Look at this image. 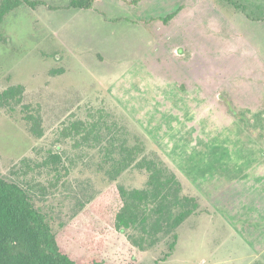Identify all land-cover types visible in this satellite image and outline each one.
<instances>
[{
	"label": "rangeland",
	"instance_id": "1",
	"mask_svg": "<svg viewBox=\"0 0 264 264\" xmlns=\"http://www.w3.org/2000/svg\"><path fill=\"white\" fill-rule=\"evenodd\" d=\"M41 1L45 4L34 8L18 6L1 24L0 93L10 85H22L24 91L19 103L0 104V177L28 191L46 215L57 244L74 260L108 259L128 249L136 252L137 264L225 260L229 251L218 248L217 242L230 229L249 234L259 225L257 220L245 221L243 213L258 204V196L241 192L234 178L223 176V182L212 184L213 173H208V184L202 182V173L197 171L202 170L209 143H214L203 139L202 131L210 132L212 124L210 113L188 103V44L178 36L185 35L188 4L200 9L217 5L228 21L227 40L213 44L220 56L219 67L232 66L233 57L243 58V52H248L249 59L236 68L257 67L262 62L256 55L259 50L264 54V0H234L246 12L226 0H173L169 4L152 0L150 5H136L135 10L120 0H93L90 9L72 8L70 0ZM177 5L184 10L174 21L163 22L161 18ZM247 14L259 26L252 28L259 36V50L234 36L239 28L230 21ZM216 68L211 63L208 69L215 91L209 96L221 107L210 109L216 115L222 112L221 116L225 107L217 99L223 93L215 90ZM236 71L234 79L244 74ZM229 74L227 79L234 81ZM225 86L236 87L233 83ZM28 114L37 120L40 137L30 131L34 121L26 119ZM215 131L212 128V134ZM132 147L134 161L111 178L107 172L122 165L112 159H124ZM154 153L177 175L182 194L200 203L195 216L176 229L173 252L167 255L172 234L160 232L151 244L153 238L138 223L112 230L113 244L102 253L84 246L80 239L110 217L107 211L117 199L118 186L126 190L147 187L149 172L137 163ZM53 154L60 162L53 163ZM204 191L223 209H215L214 222L204 216L209 212ZM221 222L224 228L219 231ZM140 238L144 250L136 244ZM232 250L240 256L244 248L238 245Z\"/></svg>",
	"mask_w": 264,
	"mask_h": 264
},
{
	"label": "crops",
	"instance_id": "2",
	"mask_svg": "<svg viewBox=\"0 0 264 264\" xmlns=\"http://www.w3.org/2000/svg\"><path fill=\"white\" fill-rule=\"evenodd\" d=\"M120 1L128 3L131 5L132 9L135 10L136 5H150L151 3L148 1L152 0H141L137 4H131L129 2L131 0ZM172 1L173 0H162V2H167L168 4ZM182 3H180V5ZM93 4L94 2L92 5ZM180 5H177L173 11L169 12L172 13L177 11L170 21H174L177 13L184 10ZM186 12L188 13V20L185 35H183L182 32L181 35L179 33L177 34L180 35L178 39H184L188 44V57L186 60L188 74L186 77L183 76L186 78L188 93L190 95L188 103L193 102V104H196L199 108L202 107V111L210 113L209 122L212 124L210 132H206L204 129L202 132L203 139L214 142L209 143L208 152L206 154L204 153L205 162L202 165V170L199 169L197 172L200 174L202 173L201 180L203 183L207 184L206 176H208V173H213L214 179L211 181L212 184L223 182V176L228 179L234 178V182L237 183L238 181L241 192L250 193L252 196H258L259 201L258 204L243 211L245 221L257 220L259 221V225L257 227H252L253 230L249 234H245V232L243 233L242 231L238 232L233 229L226 232L224 237L217 242V247H222L223 250L229 251L228 257H226L225 260H216L215 264H235L237 262H240L239 264H264V54H262V56L260 55L261 52L258 48L259 36L258 33L256 34L255 32L256 30L253 31L252 29H257L259 26L256 22L253 24L255 19L250 15V17H248V14L245 16L247 19L230 21L239 28V30H237L239 34L234 35L236 38L244 40L251 48L252 46L253 48L254 46L256 49L258 48L259 55L256 56L257 59L262 62V64H258V66L262 67L255 66L247 70L236 68L240 67L242 64L240 62H242V60L248 61V52H243V58L240 57V59H235L233 57L231 60L232 66L219 67L220 56L215 53L216 49L213 47V44H220L227 40V36L224 32V30H226V23L228 22L226 21V16L221 12V9H218L217 5H207L200 9L198 6L188 4ZM123 17H125V15H123ZM143 17H145V15H143ZM221 17H223V21H221ZM252 52H254V50ZM211 63L217 66L213 75L215 77L219 76L217 84L218 89L215 90L216 92L223 93L217 98H221L219 102H222L225 107V115L221 116H219V114L222 112H217L216 115L215 112L210 109L214 105L221 107L216 99H214V101L210 99L211 94L213 95L215 93L211 87V73H208ZM253 63L257 64L258 62ZM236 69L238 72L244 74H238L234 79L236 75L235 72H237ZM228 71H230L229 76L234 80L232 82L227 79ZM233 73H235V75ZM215 77H212L213 81ZM199 78H201V80H199ZM199 81H201V83H198ZM229 83H233V86L236 85L235 89L230 90L225 86ZM198 93H201V96H198ZM199 98L202 99L201 102L198 101ZM228 105L231 108H229ZM214 127L217 132L215 131L214 134H212V128ZM203 195L205 197L203 200L206 204H204V206L210 205L206 207L209 212L204 213V216L210 218L211 221L214 222V219L217 218L215 209L219 208L220 211L223 210L221 204L212 201V199L207 196L206 191H204ZM195 214L196 213L192 215L195 216ZM223 228V222H221L219 231ZM212 232H214V230H212ZM238 245L244 248L243 252L239 254L240 256L232 250ZM231 251L232 254H230Z\"/></svg>",
	"mask_w": 264,
	"mask_h": 264
},
{
	"label": "trees",
	"instance_id": "3",
	"mask_svg": "<svg viewBox=\"0 0 264 264\" xmlns=\"http://www.w3.org/2000/svg\"><path fill=\"white\" fill-rule=\"evenodd\" d=\"M128 1V0H124ZM141 0H131L137 4ZM236 8L246 12L234 0H226ZM93 0H70L72 8L90 9ZM26 4L32 8L45 4L41 0H1L0 2V40L2 38L1 24L4 17L18 6ZM177 11L162 17L163 22L170 20ZM248 17H250L248 15ZM259 19V18H258ZM24 88L22 85H10L0 93V104L21 101ZM26 119L34 122L30 131L41 136L37 129V120L28 114ZM133 148L127 152L124 159H112L121 167L108 171L115 179L122 168L134 161ZM53 163L60 162V157L51 155ZM123 162V163H122ZM149 172L147 187L144 189L126 190L118 186L117 199L109 206V218L105 224L88 232L81 238V243L93 252L102 253L113 244L112 230L126 229L134 224H140L142 231L148 233L151 244L156 241L158 233L172 234L173 241L169 244L170 255L177 241L176 229L199 208L197 199L182 194L183 185L167 164L156 154L143 156L137 163ZM144 239L136 244L144 250ZM0 264H137V254L128 249L125 254H117L108 259L95 256L70 258L57 244L55 235L46 215L40 211L31 200L28 191L15 182L0 177Z\"/></svg>",
	"mask_w": 264,
	"mask_h": 264
}]
</instances>
